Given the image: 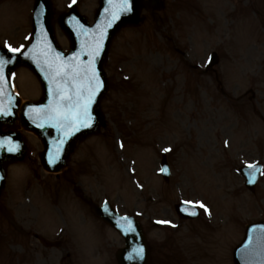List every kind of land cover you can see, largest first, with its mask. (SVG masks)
<instances>
[{"label":"rangeland","instance_id":"1","mask_svg":"<svg viewBox=\"0 0 264 264\" xmlns=\"http://www.w3.org/2000/svg\"><path fill=\"white\" fill-rule=\"evenodd\" d=\"M68 1L52 0L65 49L70 44L57 19ZM33 3L0 0V45L29 42ZM78 6L92 17L97 0ZM213 52L218 63L207 69ZM110 57L102 101L107 126L78 146L67 174L56 179L42 170L32 134L26 157L8 168L0 264H117L122 237L95 220L73 188L139 216L155 244L167 233L151 219L177 221L175 203L202 201L200 219L180 223V242L167 246L172 257L162 264H233L246 224L264 218V176L252 194L237 172L247 162L264 163V0H166L162 11L115 39ZM116 65L126 79L117 80ZM22 71L16 73L20 94L38 99L35 76ZM163 152L173 173L168 183L160 175ZM49 220L55 221L50 238H62L58 248L32 236Z\"/></svg>","mask_w":264,"mask_h":264},{"label":"water","instance_id":"2","mask_svg":"<svg viewBox=\"0 0 264 264\" xmlns=\"http://www.w3.org/2000/svg\"><path fill=\"white\" fill-rule=\"evenodd\" d=\"M112 1H113V9L115 10V7L118 6H123L124 0H100V9L96 15L97 18V24L95 27H87L85 23H87L86 19H83L82 16L79 15L76 9L73 8V12L68 14L66 17H63V28L66 30L67 33H69L71 37V42H72V50L70 54L66 55L65 57L59 52L58 45L54 41V36H53V31H52V26H51V12H50V3L48 0H37L36 7L37 10L35 14V24H36V29L38 27L39 34L37 37V41H40L43 38H46L50 44V46L54 47L55 44V50L54 54H61V57L59 58V63H71L73 62V58H80L78 53L81 49L83 50H88L92 51V48L98 47V45H101L103 47L104 44H107L106 52L104 54H107L108 47L111 43L112 38L115 36L117 31L123 27V25L127 24L129 21H131L130 17L133 15V11L136 13L140 9V0H128L127 1V7L128 10L124 11V15L122 16L123 18L120 20L118 16V12H115V15H111L107 19L105 18L106 11L110 10V6H112ZM133 1V2H132ZM157 3V2H156ZM158 4V3H157ZM117 9V8H116ZM118 10V9H117ZM105 18V19H103ZM72 23H74V27L72 26ZM105 37V38H103ZM98 38H103V39H98ZM35 48L32 47L27 54H25L23 57H19L17 55H12V54H7L6 52L4 53L5 55H9L13 57L15 62L13 63V66H10V69H13L18 63H26L30 65L33 69L37 71V73L41 74L40 67L44 66V63L38 60L37 55L41 52V49H39L36 53L34 52ZM34 52V53H32ZM33 57H36L35 62L33 61ZM31 58V60H30ZM63 60L62 62H60ZM84 61V59H78L77 63L81 64V61ZM75 62V61H74ZM98 68L101 69V64L98 65ZM101 75L104 76V72L101 70ZM97 79L100 80V76H97ZM100 82V81H99ZM102 88V86H101ZM100 87L96 91L102 90ZM96 92V93H98ZM101 91L99 92V94ZM104 91L99 95L98 101H100L101 96L103 95ZM98 105V104H97ZM96 113V125H98L99 122L102 121V116L98 108H95ZM25 125L26 122L23 121ZM50 127V125H48ZM48 127V128H49ZM32 128V127H31ZM33 129V128H32ZM56 132L54 135L59 134L58 128L55 126ZM48 130V129H46ZM38 134H43L44 131H38L35 130ZM67 131V127L65 125V133ZM69 131V128H68ZM88 131V130H86ZM85 133V132H83ZM87 133V132H86ZM43 136V135H40ZM18 137V136H16ZM45 137V136H44ZM79 137V134L74 136L72 139L69 137L66 139V141H69L67 144L66 148V153L65 155H68L72 144L74 143V140ZM20 139V137H18ZM70 139V140H69ZM46 145H48L47 139L45 140ZM21 154H23V151H21L18 155H12L11 153L5 152L3 150L0 154V189L3 187L4 180L5 179V165L8 161L18 159L21 157ZM63 157V164L65 161V156ZM63 164L60 166H56L57 169L61 168ZM248 181L249 183H252L254 181L253 176L248 175ZM254 186V185H251ZM96 212L100 214L103 218H105L107 221L113 222V218L111 216L116 217V212L111 211V215H106L102 210L96 209ZM191 215V214H190ZM122 226H124L125 234H129L128 236V246L126 249H121L118 251V259L120 264H148V259H149V248L147 241L145 239V236H143L141 227L138 226V229L136 226H127L125 222H120ZM130 231V232H129ZM141 234V235H140ZM140 235V236H139ZM139 244L143 245L142 247L144 249L145 255H140L137 254V249L140 247H137ZM234 253V263L235 264H264V223H257L254 225H251L248 227L247 230V235L245 240L243 241L242 244H240L236 251Z\"/></svg>","mask_w":264,"mask_h":264},{"label":"snow or ice","instance_id":"3","mask_svg":"<svg viewBox=\"0 0 264 264\" xmlns=\"http://www.w3.org/2000/svg\"><path fill=\"white\" fill-rule=\"evenodd\" d=\"M73 2H75V0H73ZM123 10L127 11L128 7H127V0H124L123 3ZM9 50L11 52H18L20 51L19 49H15V48H11V46H9ZM89 55H93V53H89ZM8 63V61L3 57L0 56V81H3L5 79V75H4V67L5 65ZM92 78L95 79L96 78V73H95V69H92ZM100 86L99 80L97 79L96 82V88H98ZM95 95V88L91 90L89 96L87 97V99L83 102V104H80L79 100L76 101L75 105L73 106L74 110H69L68 112H63L60 110H55L54 114L51 118L54 119H63L64 121H69L71 122L72 120L77 121L81 126H87V121L91 119V116L88 115V105L91 103L92 101V97ZM67 100L71 101V97H67ZM82 109V111H81ZM81 117H84L83 119ZM5 144L8 145L7 150L8 151H15L17 148V145L13 144L10 140H0V148L4 147ZM164 151H169V149H165ZM54 162L53 160H50V163ZM249 167H253V165H249ZM161 171H166V169H161ZM186 204H190L191 202L189 201H185ZM200 207H204V205L201 203ZM193 215H195V212H192ZM161 223H169L167 221H161ZM137 254L142 253L143 249H137Z\"/></svg>","mask_w":264,"mask_h":264}]
</instances>
